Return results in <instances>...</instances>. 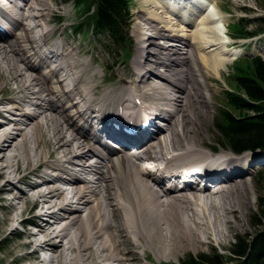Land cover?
I'll use <instances>...</instances> for the list:
<instances>
[{
  "label": "bare ground",
  "instance_id": "bare-ground-1",
  "mask_svg": "<svg viewBox=\"0 0 264 264\" xmlns=\"http://www.w3.org/2000/svg\"><path fill=\"white\" fill-rule=\"evenodd\" d=\"M211 1L215 7L199 13L168 0H143L149 6L140 17L150 32L137 22L139 51L129 78L100 91L104 79L90 73V63L68 45L52 43L54 34L48 40L51 0H22L20 6L8 1L10 21L0 22L6 31L0 32V177H8L0 183V201L8 192L13 210L4 222L13 231L22 222L35 225L20 231L26 238L11 250H23L22 262L38 257L30 264H161L183 249L223 245L229 231L243 225L237 216L233 226L228 214L245 215L252 202L245 168L251 169L257 154L235 156L222 146L224 159L208 162L215 172L227 171L217 191L194 184L164 187L156 176L166 159H177V171L212 155L214 83L241 50L226 46L227 19ZM184 14L190 19L182 20ZM36 27H42L38 36L31 33ZM9 81L16 84L10 87L16 97L5 95ZM140 108L156 111L166 125L157 126L133 156L103 137L99 126L124 123L123 114L133 117ZM111 133L129 143L122 133ZM21 168L26 173L19 176ZM23 181L26 187L16 185ZM32 207L36 213L27 214ZM212 207L225 213H211ZM147 248L155 258L147 255L141 263ZM45 250L50 253L41 258Z\"/></svg>",
  "mask_w": 264,
  "mask_h": 264
},
{
  "label": "rangeland",
  "instance_id": "rangeland-1",
  "mask_svg": "<svg viewBox=\"0 0 264 264\" xmlns=\"http://www.w3.org/2000/svg\"><path fill=\"white\" fill-rule=\"evenodd\" d=\"M27 2V1H26ZM215 3L216 6H220L221 12L226 16L227 23H228V32L230 30V24L239 20H242V18H246L248 20L244 21V24L248 25L250 29L256 28L257 24L254 25V23L257 22V18L264 14V0H216ZM52 3V10H48L47 13V19L45 21V25H48V28L51 27L53 32L48 37V40L54 34L52 40L58 43L55 44H63L68 45L69 50L73 52L74 55L80 54L79 56L83 58L85 63H90L91 69L90 73H92L93 70L96 71V76L98 78H103L102 85L99 86L97 89L100 91L101 88L113 87L117 88L119 84L125 83L122 76L128 77V71L133 66V61L139 51L138 49V36L141 35V33L136 31L137 22L141 23L142 29L144 31L150 32L148 29V25L141 19L140 15L143 13L142 9L145 5L143 3V0H133V21L131 25L130 35L131 40L128 49L131 52V57L129 59H126L124 56L125 53V46L118 45L116 43H112V41L109 39L108 35H97L93 32L86 33V34H79L75 35L72 31H70L71 24L75 22L77 17V10L73 6L72 2H64V0H51ZM218 4V5H217ZM25 7V6H24ZM34 9V8H33ZM141 11V12H140ZM139 15V17H138ZM251 20L250 22H247ZM28 20H26L27 22ZM252 22V23H251ZM49 23V24H48ZM145 24V26H144ZM44 25V26H45ZM43 26V27H44ZM42 28V27H41ZM41 28H34V31L32 30V34L35 32L38 36L40 33ZM56 31H55V29ZM55 32V33H54ZM146 32V33H147ZM46 36H48V31L46 30ZM216 37V35H213ZM161 41H165L163 38H158ZM167 41V40H166ZM233 46H230L232 49L240 48L243 52L241 55L244 54H262L264 56V35L263 36H256L251 39H243V40H234L231 39ZM46 45V44H45ZM137 47V49H136ZM58 52V49H57ZM50 53V51H49ZM93 53V54H92ZM95 57V58H94ZM95 61H94V59ZM99 58V59H98ZM98 59V60H96ZM125 71V72H124ZM232 71V63H228L227 66H223L221 68V74H219L216 82L214 83V87L216 90V94L214 97V106L211 110V115L208 117V119L212 122L211 128L209 129V132H206L205 134L209 133L212 138H209V143L214 149V144L216 145H224L221 144L222 142L221 136L217 132L215 126L213 125V119L215 118V115L217 116L219 113V108L221 106V103L224 101V92L229 87V79L231 80L230 72ZM119 74V76H118ZM112 78V81L110 79ZM128 80V79H127ZM128 81H126L127 83ZM16 85L15 82L9 81L8 86L5 89V95H9L12 97H16L18 94L12 91L10 87L13 88V86ZM35 88H38V85L35 86ZM110 89H107V91ZM162 117V116H161ZM164 120V119H163ZM65 128V127H64ZM66 129V128H65ZM72 130H69L70 133ZM163 129L161 130V132ZM208 139V138H207ZM224 143V142H223ZM226 149H229L228 146H225ZM222 148V147H221ZM208 150V148H206ZM226 152L225 149H222L220 152ZM229 152L230 149L228 150ZM226 153H220V154H226ZM256 154H260L259 151L253 152ZM232 154V153H230ZM95 159H98V157L94 156ZM141 161L140 159H138ZM262 162L264 163V157H262L260 160H256L251 170L248 166H246V175L247 179L250 184L251 194L250 197L252 202L250 203L249 207L245 211V215L240 216V212L236 213L234 216L231 214H228L232 219V225L235 226L237 224V220L239 221L238 217L242 219V226L238 228H233L231 231H229V234L226 239V243L219 244L218 242L214 243H206L205 248L199 249V250H191V249H183L180 250L176 256L164 258L161 261V264H180L181 260L186 258L188 254L192 255H198L200 253H210L212 251L217 252L219 254V258L221 262L224 264H230V255L233 253V244L236 240V237L238 235H244L248 234L249 232L253 231L252 227V216L257 213L258 211V195L260 193V190L262 189V185L264 186V177L263 179L260 177V174L258 173V167L257 163ZM44 165L41 164L40 166H37V170H40L43 168ZM36 171V170H35ZM23 173H26L24 168H21V171L18 173L19 176H21ZM264 173V171L262 172ZM34 177V174H30L29 178L32 179ZM5 178L8 177H0V183L4 182ZM29 180V179H28ZM262 181V182H261ZM17 186L20 187H26V182H17ZM6 187H12L15 188L14 185L7 183L5 185ZM264 190V188H263ZM2 196L4 197L0 201V264H30L32 262H39L38 257L28 258L25 259L23 262L18 257V254L23 253V250H18L17 252L12 253L11 250L15 247L18 240L21 238H26L22 234H20V231H23L27 228V226L22 225L25 222H22L19 224L18 229L12 230L10 225H6L4 222V217L11 213L13 210L10 206L9 199L7 196H9L8 192H2ZM20 201V200H16ZM29 205H32V203H29ZM36 211L35 207H32L28 210V213L30 211ZM211 210V213L213 210H220L225 213V210L218 207H212L209 208ZM36 213V212H35ZM35 213L31 214L34 215ZM236 218V219H235ZM29 228V227H28ZM33 229V228H32ZM156 244V241H155ZM222 245V246H221ZM32 248V247H31ZM146 250L147 253L146 254ZM143 253H140L142 256V262H146L144 259L147 260L148 258L154 259L155 254L154 250L152 248H147ZM150 251L153 254H150ZM42 256V255H40ZM42 258V257H41Z\"/></svg>",
  "mask_w": 264,
  "mask_h": 264
},
{
  "label": "trees",
  "instance_id": "trees-1",
  "mask_svg": "<svg viewBox=\"0 0 264 264\" xmlns=\"http://www.w3.org/2000/svg\"><path fill=\"white\" fill-rule=\"evenodd\" d=\"M79 11L75 32L92 27L108 32L116 43H127L131 21V0H70ZM256 28L243 21L232 25L235 37L264 32V14L257 18ZM232 90L224 94L225 103L215 118V127L227 144L236 151L264 150V59L242 57L236 61ZM260 171L263 179L264 173ZM262 182V181H261ZM264 186L257 197L258 211L252 216L253 231L238 235L233 244L232 264H264ZM217 252L186 256L187 264H224ZM231 263V262H230Z\"/></svg>",
  "mask_w": 264,
  "mask_h": 264
}]
</instances>
